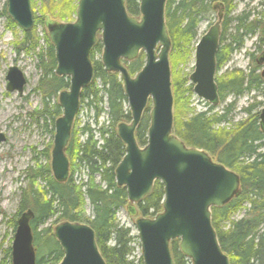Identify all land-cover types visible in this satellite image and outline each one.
Returning a JSON list of instances; mask_svg holds the SVG:
<instances>
[{
    "label": "water",
    "instance_id": "1",
    "mask_svg": "<svg viewBox=\"0 0 264 264\" xmlns=\"http://www.w3.org/2000/svg\"><path fill=\"white\" fill-rule=\"evenodd\" d=\"M125 0H78L75 20L46 23L47 37L54 51L55 74L68 78L67 89L58 93L61 116L54 123L50 169L55 180L69 174L65 155L73 121L80 107L82 88L91 83V47L100 35L103 69L115 72L131 114L120 122L116 134L125 145V154L114 171L116 186H122L130 203L147 195L154 181L163 186L162 211L152 218L134 222L143 264H173L169 243L179 239L178 249L191 264H229L211 226V208L221 207L237 195L238 174L211 159L207 151L188 147L172 131V93L168 52L170 39L164 23L165 0H139V18L125 10ZM10 20L25 32L34 24L30 0H5ZM219 24L200 36L193 50V71L188 75L197 98L210 106L219 103L215 84ZM158 51L156 52V48ZM143 53L144 64L130 76L122 61H133ZM256 63L264 82V50ZM6 89L22 93L26 79L11 66L6 72ZM148 100L149 125L146 145L135 142L134 130ZM264 133V107L258 113ZM0 132V142L4 141ZM34 213L24 210L16 219L10 244V264H35L33 235L29 221ZM54 237L63 257L57 264H106L95 242V233L84 223L55 225Z\"/></svg>",
    "mask_w": 264,
    "mask_h": 264
},
{
    "label": "trees",
    "instance_id": "2",
    "mask_svg": "<svg viewBox=\"0 0 264 264\" xmlns=\"http://www.w3.org/2000/svg\"><path fill=\"white\" fill-rule=\"evenodd\" d=\"M74 1L42 0L40 16L33 13L34 24L30 31L22 33L19 41V49L24 52L36 49L39 38L33 36L34 29L36 24L42 26L41 39L45 42V52L37 53L36 67L40 69L41 76L34 91L41 94L43 106L33 114L43 116L44 122L49 118L51 132L53 122L61 116L56 101L58 93L67 89L69 82L67 77L58 76L54 72V51L44 28L51 21L48 15L55 20L65 19V14L56 13L60 5L75 12L72 6ZM124 4L128 15L139 16V0H125ZM189 5L187 0H177L176 4L174 0H166L164 18L170 39L169 51L174 55L189 49L197 36V21L191 17ZM4 9L5 4L2 10L6 15ZM6 19L13 27L14 23L7 15ZM98 35L89 53L93 70L91 83L82 88L79 99L81 106L84 104L94 113V128L87 122L81 126L78 120L73 123L65 149L69 174L63 181L52 177L48 161L42 166L26 168L27 184L20 190L15 216L26 209L34 213L29 224L33 235L35 264H57L61 260L63 255L54 237V228L58 223L66 221L84 223L92 228L104 263L143 264L141 257L135 259L133 256V244L139 246L137 236H133L132 230L119 223L116 213L120 207H125L131 218H152L162 211L164 196L159 181H154L151 191L136 204L129 203L125 188L115 184L114 171L125 154V145L116 134V126L120 122H129L131 114L118 74L105 71L101 60L94 58L96 53L100 55L102 51ZM216 54L217 70L226 57L222 56L219 49ZM144 59L143 53L139 52L133 61L123 60L122 64L129 75L133 76L143 66ZM252 63L255 65L247 74L237 72L232 77L215 79L219 102L227 95L237 98L264 85L258 72L260 66L255 60ZM185 81L181 79L178 86V83H173L174 104L179 99L177 94L182 97V92L191 93L190 84L188 89H183ZM257 104L244 108V120L227 128H219V125L228 123L227 114L233 109V103L227 105L222 114L212 112L213 108L209 107L207 111L192 113L186 120H178L172 115V131L186 146L207 151L213 161L238 174L237 195L221 207H212L210 213L211 226L229 264H264V133L259 127ZM102 113L106 114V121L99 125L98 118ZM148 125L149 111L144 109L134 130L135 142L139 146L147 144ZM48 151L46 147L40 152L46 160H49ZM82 172L86 178L84 181L73 178L75 173ZM87 203L91 210L89 216L84 211ZM50 219L51 224L46 225ZM11 225L14 231L15 218ZM178 244L179 239L169 243L173 264H191L178 249ZM4 257L5 264H10V247L4 251Z\"/></svg>",
    "mask_w": 264,
    "mask_h": 264
},
{
    "label": "rangeland",
    "instance_id": "3",
    "mask_svg": "<svg viewBox=\"0 0 264 264\" xmlns=\"http://www.w3.org/2000/svg\"><path fill=\"white\" fill-rule=\"evenodd\" d=\"M42 0H30V8L36 16H40ZM78 2V1H77ZM76 0L72 6L76 10ZM5 0L0 1V132L4 135L5 140L0 142V264H5L4 251L11 247L10 244L13 239V226L11 225L12 219L18 218L19 215L15 216L16 209L18 206V200L20 196V190L27 184L26 181V168L37 167L44 165L47 161L50 166V152L52 150V141L54 134V126L51 132L50 120L47 118L44 122L43 116L34 115V111L42 109L41 94L38 91H34L37 85V81L41 76V71L36 67L37 65V53L45 52V42L41 39L42 37V26L36 24L34 29L35 37H38V43L36 49L24 52V50H17L19 47V41L22 39V33L17 25L14 23L12 27L7 19L6 15L3 14V4ZM61 7V8H60ZM242 7V5H241ZM57 14H65V19L55 20L48 15L51 22H62L68 23L75 20V12L72 9L66 8L60 5L57 7ZM5 10V9H4ZM6 11V10H5ZM139 15V14H138ZM8 16V15H7ZM137 19L139 16L136 17ZM213 21V20H212ZM47 22V23H49ZM197 36L191 42V47L185 50L184 53L173 54L171 51L168 52V62L170 67V88L172 98L174 96V85L173 83L180 82L181 79H186V83L183 82V89H188L187 86L191 83L188 75L193 71L194 55L193 50L196 42L201 35L207 30V22L201 21L198 25ZM44 30H46L44 28ZM47 34V30H46ZM100 38V35H98ZM101 39V38H100ZM264 45H254L253 36L246 37L244 44L241 48L231 51L229 53L223 45L219 47L222 52V56L225 55V60L220 64V67L215 72V79L221 77H232L237 72L241 74H247L254 67V58H256L260 51L263 50ZM156 48V52L158 51ZM191 50V52H190ZM101 55V54H100ZM100 55L96 53L95 59H99ZM253 56V57H252ZM9 66H17L26 78V86L22 95L17 93L8 92L6 88V70ZM180 83L177 84V86ZM192 87V85H191ZM179 99L172 105V115L178 120H186L192 113H198L201 111L209 110L212 107V112L222 114L223 109L233 103V109L227 118L228 123H222L219 128H227L229 125H233L235 122L244 120L246 113L244 108L249 107L254 103H258L256 110L259 112L264 107V85L251 92L243 93L242 96L235 98L234 96L227 95L217 105H209L203 99H199L193 93V87L191 93L182 92L177 94ZM58 98L56 99V101ZM152 103L148 100L145 109L148 111L151 109ZM94 113L89 110L84 104L79 107L77 116L73 123L78 120L81 126L84 122L90 124L94 128L93 124ZM57 119V118H56ZM55 119V120H56ZM106 114L102 113L98 118L99 125L105 123ZM54 123V122H53ZM46 147L49 149V160L43 158L40 152L45 150ZM264 150V147L262 148ZM74 179L79 181L86 179L84 172L73 176ZM86 216L91 215L90 206L87 203L84 206ZM116 219L124 227L131 231L133 236H136L137 231L135 230L134 222L136 218H131L127 214L125 207H120L116 213ZM51 220L46 221V225L51 224ZM139 242V241H138ZM133 256L135 259L141 256L140 247L133 244ZM4 260V261H3Z\"/></svg>",
    "mask_w": 264,
    "mask_h": 264
},
{
    "label": "flooded vegetation",
    "instance_id": "4",
    "mask_svg": "<svg viewBox=\"0 0 264 264\" xmlns=\"http://www.w3.org/2000/svg\"><path fill=\"white\" fill-rule=\"evenodd\" d=\"M176 1L177 0H174L175 4ZM187 1L190 2L189 10L191 12V17L197 21V25L195 27L196 33L197 29H199L198 25L201 23V21L207 22L208 28L215 23L219 24L220 36L218 40V49L223 45V48L231 53V51L241 48V46L244 44L245 38L251 36H253L254 45H264L262 44L264 40V0ZM17 50H20L19 47H17ZM263 50L260 51V54L254 59L255 61L259 56L262 55ZM259 66L260 69L258 72H260L263 65ZM5 90L11 93L15 92L20 96L22 95V93L19 94L17 91H9L6 88Z\"/></svg>",
    "mask_w": 264,
    "mask_h": 264
}]
</instances>
